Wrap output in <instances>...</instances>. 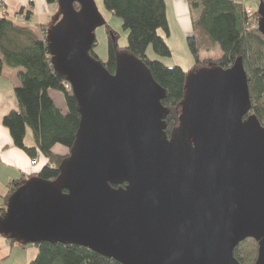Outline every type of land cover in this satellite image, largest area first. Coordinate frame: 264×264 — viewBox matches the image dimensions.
<instances>
[{
  "label": "water",
  "instance_id": "1",
  "mask_svg": "<svg viewBox=\"0 0 264 264\" xmlns=\"http://www.w3.org/2000/svg\"><path fill=\"white\" fill-rule=\"evenodd\" d=\"M56 2L45 40L79 107L76 141L54 180L31 178L9 196L0 234L120 264H240L234 249L253 239L264 264V127L249 114L241 58L187 74L167 137L164 90L144 63L117 53L111 74L90 55L105 24L94 0ZM256 14L264 36V2Z\"/></svg>",
  "mask_w": 264,
  "mask_h": 264
},
{
  "label": "trees",
  "instance_id": "2",
  "mask_svg": "<svg viewBox=\"0 0 264 264\" xmlns=\"http://www.w3.org/2000/svg\"><path fill=\"white\" fill-rule=\"evenodd\" d=\"M46 1L58 6L56 0ZM186 2L192 27L186 43L194 59V65L189 71H183L178 66L167 67L146 56L149 47L159 57L170 56L169 47L158 35V30H163L166 36L169 34L164 0H103L105 9L119 18L122 27L127 30L125 47L114 46L112 39L109 40L108 58L103 63L104 67L109 73H114L117 51L130 54L144 63L152 78L164 90L161 105L167 111L164 123L168 134L177 122V108L185 98L187 74L206 63L215 68L227 69L241 58L251 102L249 114L254 115L264 127V36L254 25L258 19L256 11L247 17L238 0ZM73 7L79 10L78 4L74 3ZM47 27H41L40 36L32 27L0 17V76L4 66L20 70V84L15 88L18 111L9 112L3 117L2 123L8 129L14 145L36 159L35 149L24 145L26 129L30 130L37 153L46 161L36 177L54 180L58 168L75 144L80 114L71 91L64 89V78L50 64L45 40ZM217 47L221 52L220 57L205 58L203 61L199 59L200 53H210ZM89 53L98 59L92 49ZM49 90L63 93L65 112L55 105ZM57 144L66 147L67 152L63 155L53 153L52 148ZM22 183V179L14 180L6 196L0 199V218L5 213L9 196ZM124 186L125 183L111 185L116 189ZM5 238L11 244L29 246ZM34 245L37 255L29 264H120L74 244L42 242ZM233 255L240 264H255L257 243L253 239H246L238 244Z\"/></svg>",
  "mask_w": 264,
  "mask_h": 264
},
{
  "label": "crops",
  "instance_id": "3",
  "mask_svg": "<svg viewBox=\"0 0 264 264\" xmlns=\"http://www.w3.org/2000/svg\"><path fill=\"white\" fill-rule=\"evenodd\" d=\"M238 2L240 1L238 0ZM169 3L171 12L178 19L177 24L181 29L179 31L190 36L192 27L186 0H169ZM240 3L245 12L247 6L242 2ZM55 10V4L48 3L46 0H0V17H6L20 25L37 27L40 36H42L41 27L47 26L51 22ZM27 13H29L28 17L26 16ZM186 15L188 23L184 20L179 22V19H183ZM167 25L169 30V24L167 23ZM19 72V69L4 66L0 76V199L6 196L14 180L22 179L25 182L35 178L46 162L44 157L37 153L28 128L26 129L24 145L27 148L35 149L37 162L34 165L31 164L33 158L25 150L14 145L8 129L2 123L5 115L11 111H18L15 88L20 84ZM63 104L65 107L64 99L61 105ZM59 108L64 111V108ZM36 255L37 248L35 245L21 247L17 244H11L5 236L0 234V264H29Z\"/></svg>",
  "mask_w": 264,
  "mask_h": 264
},
{
  "label": "rangeland",
  "instance_id": "4",
  "mask_svg": "<svg viewBox=\"0 0 264 264\" xmlns=\"http://www.w3.org/2000/svg\"><path fill=\"white\" fill-rule=\"evenodd\" d=\"M166 1V18H167V23L169 24V35L166 36L165 32L163 30H158V35L163 38L164 42L167 44L169 47L170 51V56L169 57H159L157 56L151 47L147 49L146 56L150 60H157L160 61L162 64H164L167 67L171 66H178L180 67L183 71H189L193 65H194V59L192 55L190 54L187 43H186V35L179 30L180 27L177 24V18L173 15L171 12V5L169 3V0ZM240 2L244 3L245 6L249 7L250 10L255 11L259 2L258 0H239ZM96 8L103 18L105 24L98 27L94 34H95V46L92 48L93 52L96 54L97 58L99 61L102 63H105L108 58V50H109V40L112 39L113 45L118 46V47H125L127 45V30H125L122 27V22L119 18L113 16L109 11H107L103 5V0H94ZM55 14L51 20V22L48 24L51 25L55 21H57V18H60V12L58 9V6H55ZM57 19V20H56ZM184 22L188 23V17H184L183 19H179V22ZM254 25L257 27V21H255ZM34 29L38 32L37 27H34ZM117 53H123V51H117ZM221 52L219 47H217L215 50H213L210 53H200L199 59L203 61L205 58H218L220 57ZM215 67L211 65L210 63H206L199 68H196L193 70V72H197L198 70H203V69H214ZM245 69V68H244ZM192 72V71H191ZM246 72V71H245ZM71 91V89H69ZM49 95L52 97L54 100V103L56 106H59L61 108H64V111H66V106L64 107L63 102V93L61 91H56V90H49ZM182 107L183 104L179 105L177 110H178V117L180 118L182 116ZM179 127V120L177 119V122L175 126L169 131V133H166V128H165V134L167 137L170 136L171 131L174 128ZM30 131L29 129H27ZM52 152L55 154H64L67 152V148L62 146V145H55L52 148Z\"/></svg>",
  "mask_w": 264,
  "mask_h": 264
},
{
  "label": "built area",
  "instance_id": "5",
  "mask_svg": "<svg viewBox=\"0 0 264 264\" xmlns=\"http://www.w3.org/2000/svg\"><path fill=\"white\" fill-rule=\"evenodd\" d=\"M251 12H252V10H250L249 7H245V14H246L247 17L251 14ZM63 86H64V89L69 91L70 85L68 83H65ZM36 162H37V159H32L31 160V164L32 165L36 164Z\"/></svg>",
  "mask_w": 264,
  "mask_h": 264
}]
</instances>
